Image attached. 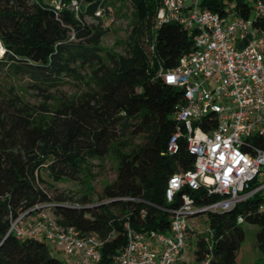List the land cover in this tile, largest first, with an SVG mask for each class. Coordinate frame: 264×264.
Returning a JSON list of instances; mask_svg holds the SVG:
<instances>
[{"label": "trees", "instance_id": "obj_1", "mask_svg": "<svg viewBox=\"0 0 264 264\" xmlns=\"http://www.w3.org/2000/svg\"><path fill=\"white\" fill-rule=\"evenodd\" d=\"M111 1L82 0L73 11L70 0H0L3 76L24 79V89L47 95L63 85L75 66L96 65L88 77V92L69 101L55 99L35 107L24 103L12 85L0 90V264H65L36 238L7 234L10 219L35 206L51 205L47 209L58 224L95 235L102 243L97 264H112L125 243L123 222L136 232H165L169 214L155 207L172 211L181 194L198 207L217 200L201 188L187 187L170 204L163 198L167 179L191 171L193 157L183 139L175 154H166L182 92L155 75L159 68L173 69L192 50L193 34L171 23L154 27L160 0H126L133 7L134 24L124 53H107L103 60L99 40L104 33L83 19L96 12L108 15ZM223 1L231 0H202V6L220 13ZM234 3L246 17L247 5ZM255 25L264 31V17ZM253 140L264 149V136ZM109 153L116 161L114 178L95 202L87 195L73 199L63 192L50 197L41 187L77 182L92 161ZM261 203L263 196L255 194L231 210L205 213L206 231L187 232L191 259L181 264H235L242 224L256 228L254 247L264 255V216L257 212Z\"/></svg>", "mask_w": 264, "mask_h": 264}, {"label": "built area", "instance_id": "obj_2", "mask_svg": "<svg viewBox=\"0 0 264 264\" xmlns=\"http://www.w3.org/2000/svg\"><path fill=\"white\" fill-rule=\"evenodd\" d=\"M240 1L247 5L246 17L235 10L234 0L223 1L220 13L202 6V0H160L154 27L171 23L193 34L192 50L182 54L173 69L159 68L155 75L182 92L174 107L166 154H175L183 139L193 157L191 171L167 179L163 198L170 204L187 187L201 188L217 200L198 207L181 194L172 211L155 207L169 214L165 232H136L123 222L125 243L112 256V264L186 262L187 232L202 233L194 228L195 217L231 210L255 194L264 198V181L256 182L264 169V149L253 140L264 136V31L255 25L264 17V0ZM70 8L77 10L75 0H70ZM50 206H35L10 219L7 234L40 236L62 254L76 256L79 264H97L101 240L58 224L48 212ZM257 212L264 216V203ZM242 222L241 217L236 219L237 224Z\"/></svg>", "mask_w": 264, "mask_h": 264}, {"label": "rangeland", "instance_id": "obj_3", "mask_svg": "<svg viewBox=\"0 0 264 264\" xmlns=\"http://www.w3.org/2000/svg\"><path fill=\"white\" fill-rule=\"evenodd\" d=\"M49 4H54L53 0H45ZM82 0H77V7L81 6ZM107 2L110 0H106ZM108 15H94L93 17H84L83 21L86 25H92L99 28L104 34L99 40L101 51L99 55L103 60H106L107 53L113 55H123L127 36L134 24V10L130 2L126 0H113L108 7ZM149 40V38H148ZM0 46V56L2 55ZM96 68V65L84 64L72 68L74 73L64 77V83L55 90L49 91L48 94H40L35 91L24 89L22 86L25 83L24 79L16 78L12 80L9 77L3 76L0 73V90L5 92L9 86L14 87V92L20 96L24 103L30 106H40L43 104L51 105L56 100L74 99L88 92L87 84L91 69ZM46 98V99H44ZM116 161L114 155L109 153L101 161H92L88 167V172H83L85 175H80L77 182L62 181L54 184L53 187L41 186L48 196L52 197L59 192L77 199L82 195H87L91 202H95L99 193L105 184L110 183L115 174ZM264 181V169L257 176V183ZM55 189V190H54ZM50 212V211H48ZM194 228L203 232L206 228L205 215L194 218ZM244 232L243 240L236 252L235 264H264V255H261L254 247V233L256 228L247 224H242ZM37 240L45 243L50 254L65 264H79L76 256L69 257L55 249L49 242H46L42 237H36ZM185 260L191 259L192 247L187 245L185 240Z\"/></svg>", "mask_w": 264, "mask_h": 264}]
</instances>
